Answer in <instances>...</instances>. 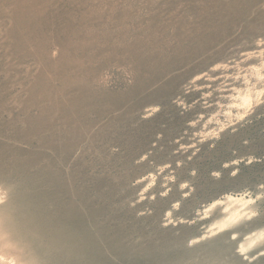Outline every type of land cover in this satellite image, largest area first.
Wrapping results in <instances>:
<instances>
[{
    "label": "rangeland",
    "instance_id": "rangeland-1",
    "mask_svg": "<svg viewBox=\"0 0 264 264\" xmlns=\"http://www.w3.org/2000/svg\"><path fill=\"white\" fill-rule=\"evenodd\" d=\"M261 56L264 0H0V180L42 261L264 264L193 239L264 189V96L222 117Z\"/></svg>",
    "mask_w": 264,
    "mask_h": 264
},
{
    "label": "bare ground",
    "instance_id": "bare-ground-1",
    "mask_svg": "<svg viewBox=\"0 0 264 264\" xmlns=\"http://www.w3.org/2000/svg\"><path fill=\"white\" fill-rule=\"evenodd\" d=\"M258 60L242 76V83L234 87L224 109L221 107L224 120L230 121L242 117L264 96V57L261 56ZM7 191V185L0 180V264H45L42 261L44 257H40L33 250L34 243L32 242V246L29 245L31 240L25 238L24 226L21 229V222L18 216L16 217L13 206L4 201ZM263 193L264 189L260 187L255 193L241 190L214 198L201 209V214L212 215L211 219L205 230L193 239L197 240L229 230L231 237L236 238L235 248L241 256L247 259L263 253L264 224L249 223L259 211V200ZM187 264L205 263L194 261Z\"/></svg>",
    "mask_w": 264,
    "mask_h": 264
}]
</instances>
